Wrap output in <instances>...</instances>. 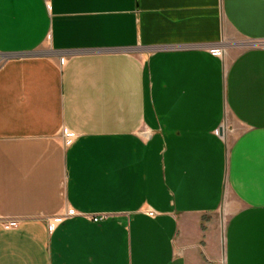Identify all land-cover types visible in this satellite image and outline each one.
<instances>
[{
	"label": "crops",
	"instance_id": "crops-1",
	"mask_svg": "<svg viewBox=\"0 0 264 264\" xmlns=\"http://www.w3.org/2000/svg\"><path fill=\"white\" fill-rule=\"evenodd\" d=\"M0 264H264V0H0Z\"/></svg>",
	"mask_w": 264,
	"mask_h": 264
},
{
	"label": "built area",
	"instance_id": "built-area-1",
	"mask_svg": "<svg viewBox=\"0 0 264 264\" xmlns=\"http://www.w3.org/2000/svg\"><path fill=\"white\" fill-rule=\"evenodd\" d=\"M211 53L213 54V55H218V54H220V52H219V50H212L211 51ZM64 139H65V144L66 145H69L70 143H72V141H73V135L72 134H69V133H66V134H64ZM68 215H72V213H68ZM89 217V219L90 220H92L93 222H99V221H102L103 220V218H105V216L104 215H97V216H88ZM61 219H63L62 217L61 218H57V219H55L54 221H55V223H60V221H61ZM7 226L9 225V227H11V228H16L17 227V225H18V223H16V222H9V223H7L6 224Z\"/></svg>",
	"mask_w": 264,
	"mask_h": 264
}]
</instances>
